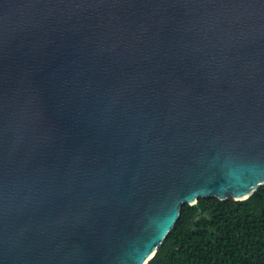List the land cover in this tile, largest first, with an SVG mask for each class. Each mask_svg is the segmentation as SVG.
Returning <instances> with one entry per match:
<instances>
[{
  "label": "water",
  "instance_id": "95a60500",
  "mask_svg": "<svg viewBox=\"0 0 264 264\" xmlns=\"http://www.w3.org/2000/svg\"><path fill=\"white\" fill-rule=\"evenodd\" d=\"M263 185L264 0H0V264H148Z\"/></svg>",
  "mask_w": 264,
  "mask_h": 264
},
{
  "label": "trees",
  "instance_id": "16d2710c",
  "mask_svg": "<svg viewBox=\"0 0 264 264\" xmlns=\"http://www.w3.org/2000/svg\"><path fill=\"white\" fill-rule=\"evenodd\" d=\"M180 217L148 264H264V185L245 201L199 199Z\"/></svg>",
  "mask_w": 264,
  "mask_h": 264
}]
</instances>
